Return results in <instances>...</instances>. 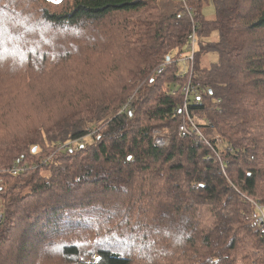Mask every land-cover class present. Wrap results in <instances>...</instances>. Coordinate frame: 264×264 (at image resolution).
I'll return each mask as SVG.
<instances>
[{"label": "trees", "instance_id": "1", "mask_svg": "<svg viewBox=\"0 0 264 264\" xmlns=\"http://www.w3.org/2000/svg\"><path fill=\"white\" fill-rule=\"evenodd\" d=\"M258 204L264 0H0V264H264Z\"/></svg>", "mask_w": 264, "mask_h": 264}, {"label": "built area", "instance_id": "2", "mask_svg": "<svg viewBox=\"0 0 264 264\" xmlns=\"http://www.w3.org/2000/svg\"><path fill=\"white\" fill-rule=\"evenodd\" d=\"M183 3H185L187 0H181ZM185 10L187 14H190L192 9L189 7H185ZM197 47H198V37H197V31L196 28H192L191 32L187 36V44L185 47L184 53L175 61L177 64H179L182 67V71L184 73L188 74V79L182 88V92L184 94V100L182 104V110L187 111V98L191 94H195L198 89V85H191L192 79V69L194 65V58L195 54L197 52ZM172 64L171 60L168 59L164 63H162L157 69L156 73L161 74L165 67L169 66ZM186 115V119L181 122V124L177 127V134L181 138L188 137L191 132L190 129L188 128V124L192 126V129L194 128L195 124V117L194 115ZM152 143L155 147L158 148H164L168 146L169 144V139L166 134H164L163 131L161 130H154L152 132ZM12 174H15V170H12ZM253 224L260 230L264 229V206L263 205H256L255 206V211L251 216Z\"/></svg>", "mask_w": 264, "mask_h": 264}, {"label": "rangeland", "instance_id": "3", "mask_svg": "<svg viewBox=\"0 0 264 264\" xmlns=\"http://www.w3.org/2000/svg\"><path fill=\"white\" fill-rule=\"evenodd\" d=\"M202 14L206 20L214 19V9L210 2L202 4ZM212 39H216V35H212ZM217 56L214 52H206L199 57V64L201 67H208L216 62Z\"/></svg>", "mask_w": 264, "mask_h": 264}, {"label": "water", "instance_id": "4", "mask_svg": "<svg viewBox=\"0 0 264 264\" xmlns=\"http://www.w3.org/2000/svg\"><path fill=\"white\" fill-rule=\"evenodd\" d=\"M169 58H167L166 60H168ZM35 151V149H33V152Z\"/></svg>", "mask_w": 264, "mask_h": 264}]
</instances>
